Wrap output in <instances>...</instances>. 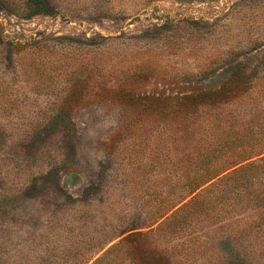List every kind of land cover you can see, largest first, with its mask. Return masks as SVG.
I'll list each match as a JSON object with an SVG mask.
<instances>
[{"label":"rangeland","instance_id":"1","mask_svg":"<svg viewBox=\"0 0 264 264\" xmlns=\"http://www.w3.org/2000/svg\"><path fill=\"white\" fill-rule=\"evenodd\" d=\"M264 0H0V264H264Z\"/></svg>","mask_w":264,"mask_h":264},{"label":"trees","instance_id":"2","mask_svg":"<svg viewBox=\"0 0 264 264\" xmlns=\"http://www.w3.org/2000/svg\"><path fill=\"white\" fill-rule=\"evenodd\" d=\"M262 154H264V151L262 152ZM262 161H264V158L262 159Z\"/></svg>","mask_w":264,"mask_h":264}]
</instances>
